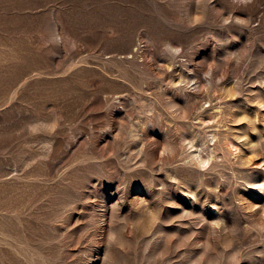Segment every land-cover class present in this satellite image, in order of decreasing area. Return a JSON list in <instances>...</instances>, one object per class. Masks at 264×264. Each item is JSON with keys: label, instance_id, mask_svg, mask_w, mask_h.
<instances>
[{"label": "rangeland", "instance_id": "1", "mask_svg": "<svg viewBox=\"0 0 264 264\" xmlns=\"http://www.w3.org/2000/svg\"><path fill=\"white\" fill-rule=\"evenodd\" d=\"M0 264H264V0H0Z\"/></svg>", "mask_w": 264, "mask_h": 264}]
</instances>
